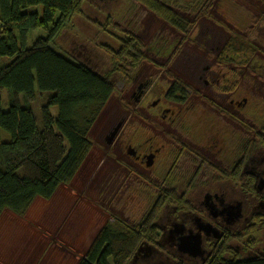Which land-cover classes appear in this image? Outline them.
Returning <instances> with one entry per match:
<instances>
[{"label":"rangeland","instance_id":"obj_1","mask_svg":"<svg viewBox=\"0 0 264 264\" xmlns=\"http://www.w3.org/2000/svg\"><path fill=\"white\" fill-rule=\"evenodd\" d=\"M177 1L178 5L171 7L184 18L182 21L185 32L135 0H85L81 12L73 14L71 20L63 23L55 38L52 37L50 42L58 53L67 55L74 62L87 64L96 73L111 79L116 88L90 130V137L95 145L74 179L60 185L50 199L35 198L23 216L9 210L1 214L0 263L77 264L90 247L96 233L108 220L119 216L136 224L145 218L154 199L153 195L159 188L170 193L172 186L177 185L178 192L176 189L174 191L178 195L185 191L182 195L186 196L187 202L180 204L168 201L161 195L158 203L163 204L153 211L157 214L156 225L167 223V216L179 219L176 206L190 209V201L194 200L199 184L195 180L189 181L194 167L187 159L185 166L192 170L183 169L180 181L166 187L161 182V176L155 177L152 184H149L145 175L150 174L149 171L153 175L155 167L134 162L133 159L131 161L127 151L130 146L145 147L146 144L153 143L160 147L158 161L169 165L170 159L166 155L167 147L172 148L170 136H156V131L157 128L167 131L170 123L155 118L152 102L158 99L160 92L165 93L171 80L181 79L187 87L200 92L195 94L190 91L187 105H175L171 102L165 104L183 117H177L178 119L192 125L197 121L203 128L202 134H198L199 139L192 138V133L188 139L192 138L198 143L203 137V141L214 148L213 153L219 150L225 137L228 151L229 145H234L238 136L243 139L240 144L245 151L251 148L254 140L257 144L259 132L264 131V76H258V69H255L256 74H252L249 70L250 63L246 64L247 62L237 63V69L230 67L229 63H221L216 69L213 61L221 50L222 43L229 42L233 45L235 42V45L246 49L249 54L255 52L254 56L258 57L264 67V0ZM26 9L38 11L40 17H43L42 5ZM108 20H111L110 24ZM15 32L19 36L16 29ZM124 33H131L142 39L146 55L140 75L134 74L130 80L119 69L123 66L117 68L111 53V48L119 51L122 41L120 38ZM48 34L46 26L40 25L27 35L19 36V43L31 47L39 37H47ZM227 56L229 54L225 55ZM233 56L238 61L242 55L237 56L233 51L231 57ZM198 62L199 65L209 66L205 70V77L199 78L192 74L198 72L194 69ZM214 70L221 88L224 83H230V77L238 72L237 86L231 97L225 94L221 98L211 91L209 87L215 85L211 78H208L210 86L205 85L208 82L206 78L214 75ZM135 76L139 80L155 78V93L153 96L146 94L145 99L138 104L135 99L130 100L129 96L132 89L136 88V83L132 81ZM24 77L27 91L36 92L33 73L28 72ZM37 96L33 99L29 97L32 100L29 101L26 94L0 90V103L3 107L11 106L13 101L31 105L41 126V106L48 99L43 94ZM205 97H213L212 100L216 103L222 102V107L238 119L235 121L229 114L218 113L208 101H204ZM231 98H234L235 105H232ZM238 104L240 108L236 106ZM149 108L150 113L145 115V110ZM51 110L54 114L58 113L55 106ZM125 116L128 120L120 129ZM120 130L119 139L115 140L114 137ZM111 133L115 135L112 136ZM110 137L114 139L113 142L109 140ZM0 139L9 141L12 135L0 129ZM156 147L154 148L157 149ZM260 149H264V145L258 144L256 150ZM220 156L218 153L216 158L219 159ZM135 172L140 176L135 175ZM159 173L165 175L162 170ZM158 231V242L162 244L157 245L160 247L143 244L130 264L202 263L189 255L182 258L174 247H169L161 238L159 228ZM209 235L213 236L212 233Z\"/></svg>","mask_w":264,"mask_h":264},{"label":"trees","instance_id":"obj_2","mask_svg":"<svg viewBox=\"0 0 264 264\" xmlns=\"http://www.w3.org/2000/svg\"><path fill=\"white\" fill-rule=\"evenodd\" d=\"M84 1L0 0V90L26 94L27 99L43 94L48 99L41 106V126L31 105L13 101L11 106L3 107L0 103V129L12 135L9 141L0 139V216L6 210L23 216L35 198L50 199L60 185L74 179L95 145L90 130L116 87L111 79L96 73L87 64L58 53L50 42L63 23L81 12ZM135 1L170 25L186 31L184 18L171 7L178 5L177 0ZM37 5L44 8L43 17L38 11L26 9ZM40 25L46 26L47 37H39L31 47L19 43V36L27 35ZM120 39L119 51L110 47L111 53L117 68L123 66L119 69L130 80L146 59L144 43L131 33H124ZM233 49L237 56L242 55L240 59L246 58L242 63L248 58L256 61L255 52L250 55L238 45ZM28 72L33 73L36 92L27 91L25 87L24 76ZM53 106L57 114L52 113ZM258 136L257 144L264 145V131ZM174 190L161 195L168 201L186 203V196ZM160 198L159 194L145 218L136 224L119 216L108 220L77 264H130L143 244L160 247L157 245L160 238L155 223L157 214L153 213L163 204L158 203ZM227 242L218 244L208 260L200 264H264V255L228 257Z\"/></svg>","mask_w":264,"mask_h":264},{"label":"flooded vegetation","instance_id":"obj_3","mask_svg":"<svg viewBox=\"0 0 264 264\" xmlns=\"http://www.w3.org/2000/svg\"><path fill=\"white\" fill-rule=\"evenodd\" d=\"M233 44L235 45V42ZM234 45L225 42L221 44V50L220 48L217 49L220 51L213 61L216 69H218L219 65L221 66V63H229L231 65L230 67L237 69V63L245 61L246 58L237 61L234 56L231 57V53H233V51L235 52L233 49ZM226 52H229V56L227 57H225V55H228ZM255 59L256 61H253V58H248L246 64L250 63L249 70L252 74H256L255 69H258L260 72L258 76L263 77L264 67L260 64L257 56ZM198 65L199 62L197 66L194 67L198 72L192 74L199 78L205 77V70H207L206 68H209V66H206V64ZM141 68L142 66L139 68L136 75H140ZM231 77L229 79L230 83L227 85L224 83L221 88V82L218 79L216 70H214V75L206 78L208 82L205 83V85L210 86L209 84L211 83L208 78H211L215 81L214 87H209L211 91L216 92L221 98H223L225 94L231 97L235 93L234 90L237 86L238 72H235ZM138 78L139 77L135 76L132 80L136 83V88L132 89L129 93L130 100L132 98L135 99V103L137 104L145 99L146 94L150 93L153 96L156 90L154 89L153 83L155 78H150V80H139ZM171 81L165 93H158V99L152 102L153 108L156 109L152 111L155 118L157 117L160 120L162 119L170 123V128L167 129L168 132L165 129L160 130V128H157L158 130L156 131V136H170L169 140H171L170 143L172 148L169 146L167 147L168 153L166 155L167 158L170 159L169 165L166 166L165 163L158 161L160 147H156L153 143L146 144L145 147L143 145L138 147L130 146L127 150L130 154L131 161L134 160V162L136 161L141 164H147L149 167H155V174L153 173L152 175V171H149L150 174L147 173V175H145L146 178H148L149 184H152L155 177L158 176H161V182L163 184L165 183L163 186L166 187L170 184H175L174 182L180 181L181 176L183 177L184 174L182 173L183 169L192 170L185 166L187 163L185 161L186 159L191 163L192 168L194 167L189 181L195 180V183L199 184V187H197L194 200L190 201V209L187 210L180 206H176L175 211L179 212V219L167 216V223H161L160 225L157 223V227L161 231V238L168 243L169 247H174L182 258L188 255L191 257L188 252L182 251V248L185 247H183L182 241L202 230V248L206 253L203 256L194 257L202 263L204 259H208V255L210 256L212 254V251L218 244L227 241L229 244L227 246L228 252L227 250H225V252H227L226 255L228 257L230 255H237L241 258L242 256L252 257L253 255H264V149L256 150L258 144H255L254 140L253 145H249L251 148L245 151V148L240 144V142L243 141L241 136L237 137L234 145H229V151L227 149V137H225L223 140L224 142H222L218 148L219 150L214 153V148H212L210 144H208V146L206 141H203V137L198 143L194 141L192 138L196 137L199 139L198 134H202L203 128L200 127V124L197 121L194 125L186 123L184 120L180 119L183 117L180 116L179 112L175 113L174 110L170 109L169 106L166 107L165 104L171 102L175 105H187L191 96L189 92H197L199 94L200 92L197 90L193 91L192 88L187 87L186 83H183L181 79ZM177 87H179V89L176 91ZM168 95H171L174 99H171ZM212 99L214 98L208 99L205 97L204 101H208L207 103L216 108L218 113L229 114L231 115V119L235 121L238 119L237 116H232L225 107H222V102L218 101V103H216ZM231 99L232 105H235V103H233L234 98ZM236 106L240 108L239 104ZM146 110L145 115L150 113V108ZM177 117L180 118L178 119ZM127 120V116L123 117L120 129L123 128ZM241 122L243 123V121ZM121 131L122 130L116 134L114 139H119ZM191 133L194 136L188 139ZM173 146H175V148H173ZM218 153L221 155L219 159L216 158ZM119 164H121V162H119ZM159 170L164 171L165 175L162 176ZM139 172L142 173L140 170ZM135 175L140 176L137 172H135ZM166 187L164 188L167 190L168 188ZM177 188V185H174L170 190L176 189L178 192ZM251 188L253 189L250 190ZM162 190L163 189L159 188L157 193L153 195L154 199L152 203L156 198H159V194L160 196L162 192L164 194ZM184 192L180 194L182 195ZM214 229L217 231V235H221L220 238H215V235L210 237L209 234L205 233L208 231L213 234ZM234 242H237V244ZM158 243L160 245L162 244L160 242Z\"/></svg>","mask_w":264,"mask_h":264},{"label":"water","instance_id":"obj_4","mask_svg":"<svg viewBox=\"0 0 264 264\" xmlns=\"http://www.w3.org/2000/svg\"><path fill=\"white\" fill-rule=\"evenodd\" d=\"M112 136H114L115 134H111ZM111 139H113L112 137L109 138L110 141H112ZM213 229V228H212ZM219 231V229H218ZM206 234H210L208 231L205 232ZM217 231L214 229L213 231V235H215V238H220L221 235L220 234H216ZM202 230L198 231L197 233H195V235L190 236V238L185 239L183 242V247L182 251L184 252H188L191 256L196 257V256H203L205 255V251L202 248ZM209 256V255H208ZM207 259H204L203 262H205Z\"/></svg>","mask_w":264,"mask_h":264}]
</instances>
